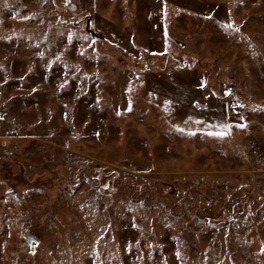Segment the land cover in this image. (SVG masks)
<instances>
[{"label":"rangeland","instance_id":"374dc122","mask_svg":"<svg viewBox=\"0 0 264 264\" xmlns=\"http://www.w3.org/2000/svg\"><path fill=\"white\" fill-rule=\"evenodd\" d=\"M262 249L264 0H0V264Z\"/></svg>","mask_w":264,"mask_h":264},{"label":"water","instance_id":"95a60500","mask_svg":"<svg viewBox=\"0 0 264 264\" xmlns=\"http://www.w3.org/2000/svg\"><path fill=\"white\" fill-rule=\"evenodd\" d=\"M24 238L26 239L27 244L29 245V247H31L33 242H34V239L31 236L27 235V234L24 235Z\"/></svg>","mask_w":264,"mask_h":264},{"label":"snow or ice","instance_id":"6c2138e0","mask_svg":"<svg viewBox=\"0 0 264 264\" xmlns=\"http://www.w3.org/2000/svg\"><path fill=\"white\" fill-rule=\"evenodd\" d=\"M229 27H231V25H229ZM85 39H87V37H85ZM81 55H83V52H81ZM204 85L203 84H201V87H203ZM61 87H63V85H61ZM167 103H169L168 101H165V104H167ZM117 114H119V113H117ZM241 127H243V125H241ZM210 134H212V133H210ZM218 135H226V133H218ZM262 250H264V249H262ZM177 258H179V253H177Z\"/></svg>","mask_w":264,"mask_h":264},{"label":"built area","instance_id":"2783aa9c","mask_svg":"<svg viewBox=\"0 0 264 264\" xmlns=\"http://www.w3.org/2000/svg\"><path fill=\"white\" fill-rule=\"evenodd\" d=\"M238 104L237 103H233V104H228V108H229V110H231V111H235V110H237L238 109Z\"/></svg>","mask_w":264,"mask_h":264}]
</instances>
